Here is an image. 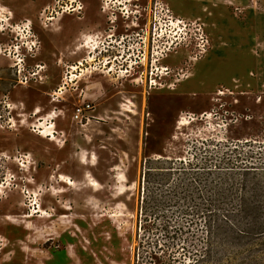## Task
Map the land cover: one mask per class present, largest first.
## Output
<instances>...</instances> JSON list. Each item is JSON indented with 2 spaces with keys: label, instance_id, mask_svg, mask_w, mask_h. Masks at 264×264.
Wrapping results in <instances>:
<instances>
[{
  "label": "rangeland",
  "instance_id": "374dc122",
  "mask_svg": "<svg viewBox=\"0 0 264 264\" xmlns=\"http://www.w3.org/2000/svg\"><path fill=\"white\" fill-rule=\"evenodd\" d=\"M61 1L0 0V264L204 255L211 216L248 194L245 167H264V0H101L103 17H130L132 66L84 73V48L106 50L113 32L82 46ZM86 1L93 27L100 2ZM84 102L96 111L81 124ZM244 257L228 247L201 264Z\"/></svg>",
  "mask_w": 264,
  "mask_h": 264
},
{
  "label": "trees",
  "instance_id": "16d2710c",
  "mask_svg": "<svg viewBox=\"0 0 264 264\" xmlns=\"http://www.w3.org/2000/svg\"><path fill=\"white\" fill-rule=\"evenodd\" d=\"M244 172V189L248 194L239 199L231 212L221 213L219 208L216 209L208 222L207 251L204 255L188 252L190 261L181 264H201L205 260L217 262L219 250L226 251L228 247L243 251L242 264H260L258 260L264 256V214L258 180L264 177V167L247 166ZM252 172L262 173H254V177L249 178ZM222 203L224 201H220L219 206L224 205ZM164 232L171 239L172 234V237L177 236L179 229L170 231L166 227Z\"/></svg>",
  "mask_w": 264,
  "mask_h": 264
},
{
  "label": "flooded vegetation",
  "instance_id": "af4514ba",
  "mask_svg": "<svg viewBox=\"0 0 264 264\" xmlns=\"http://www.w3.org/2000/svg\"><path fill=\"white\" fill-rule=\"evenodd\" d=\"M98 2H100V3L98 5V9L96 10L95 16L100 20L98 21V23H96L92 27V25H91L92 19L90 17V8H88V3L86 0H62L61 1V3L63 5H65L69 8V10H70L69 14L72 16H76V18L79 21H81L82 28L80 31V36H81L83 41L88 36H93V37H96L98 39L99 35H97V34L87 35V33H90L91 31L93 32L96 29L100 30L99 33L113 32L112 35L107 36V38L110 39V41L107 43L108 48L106 50H100V51L96 52L97 46L95 49L90 50V51L86 50V49H88V47L84 48L85 50L81 54L80 61L77 62L79 64L78 69L82 73L87 72L89 70V68H92V66L95 70H97V69H99V67H101V64L105 61L104 67H106L107 64H112V67L110 69H112L113 67H116L118 70L125 69L126 71H128V68H131V66H132L130 64H132L133 60L130 57H133V54L128 55L127 53H129V51L132 49L130 47L131 41H133L131 39V36L133 35V32H135L134 30H131V26L128 23V19L130 17L129 16L125 17V15L122 14V12H121V15H123V16L117 15V14H115V11H113L111 13V16H112V14L116 15V17H114V19L110 16L103 17L102 13H104L106 11V9H104L105 4L101 0H99ZM116 2H118V1H116ZM126 11L128 12V10H126ZM108 22L111 24H108ZM131 22H133V21H131ZM153 29H155V25H154ZM113 37L115 38V40H113ZM119 39H120V41H119ZM112 43H115V45ZM111 44L114 46H110ZM84 45H85V41L83 42L82 46H84ZM120 48H123V50L120 51L119 50ZM120 53H122L121 56H118ZM145 53L147 54L146 51H145ZM90 55H92V57H90ZM90 61L92 64H90ZM106 61H108V62H106ZM115 61L117 63H114ZM144 61H146V64L144 62L143 66L146 65L145 70L148 74L149 67H150L149 59L144 56ZM70 67L71 66H68V68H70ZM68 73H70V72L68 71ZM0 74H1V70H0ZM144 74H145V72H142V75H144ZM134 75L135 74H130V75H128V77H130V76L133 77ZM0 80H3V79L0 77ZM126 81L128 83L134 82L131 80H126ZM83 92H85V90H82V93ZM46 94H48V93H46ZM80 97H82V94L80 95ZM82 98L84 100L85 95ZM95 111H96V109L94 106V112Z\"/></svg>",
  "mask_w": 264,
  "mask_h": 264
},
{
  "label": "built area",
  "instance_id": "2783aa9c",
  "mask_svg": "<svg viewBox=\"0 0 264 264\" xmlns=\"http://www.w3.org/2000/svg\"><path fill=\"white\" fill-rule=\"evenodd\" d=\"M65 86V84H63ZM150 85H153V82L150 81ZM64 88L60 89L59 92L62 93ZM53 101H54V97H53ZM74 120H76L77 122L84 124L87 123L90 118H94L91 113L94 112V105L91 103H86L84 102V105L82 107H78L75 109L74 111ZM52 127V126H50ZM48 128V127H47ZM54 131V129H53ZM55 134V132H48V135H50V137H53V135ZM48 137V136H47Z\"/></svg>",
  "mask_w": 264,
  "mask_h": 264
},
{
  "label": "crops",
  "instance_id": "0c3cea01",
  "mask_svg": "<svg viewBox=\"0 0 264 264\" xmlns=\"http://www.w3.org/2000/svg\"><path fill=\"white\" fill-rule=\"evenodd\" d=\"M98 118V117H97ZM67 236L62 235L61 239L63 242H65V240H67ZM72 261L75 262L74 258H72V256L69 255L68 251H61V252H57L56 254H54L48 261L46 264H71ZM14 262L12 263H8V264H14Z\"/></svg>",
  "mask_w": 264,
  "mask_h": 264
},
{
  "label": "bare ground",
  "instance_id": "6f19581e",
  "mask_svg": "<svg viewBox=\"0 0 264 264\" xmlns=\"http://www.w3.org/2000/svg\"><path fill=\"white\" fill-rule=\"evenodd\" d=\"M64 13H66V12H64ZM40 128L43 129L42 127H40ZM119 179H120L122 182L125 181V176L123 175V173H122V174H119ZM69 180H70V179H69ZM68 183H69L70 185L73 184L72 181H69ZM94 184H95V185H98V183H97L95 180H94ZM121 189H122L123 192H122L120 195H123V194L125 193L124 186H122Z\"/></svg>",
  "mask_w": 264,
  "mask_h": 264
}]
</instances>
